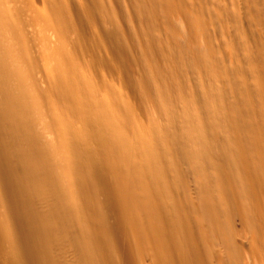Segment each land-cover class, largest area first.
I'll return each instance as SVG.
<instances>
[{
    "label": "rangeland",
    "instance_id": "374dc122",
    "mask_svg": "<svg viewBox=\"0 0 264 264\" xmlns=\"http://www.w3.org/2000/svg\"><path fill=\"white\" fill-rule=\"evenodd\" d=\"M174 1L184 13L176 35L155 22L150 0H0V187L15 218L16 175L38 170L58 193L77 188L87 210L69 213L94 264L129 253L136 243L131 215L158 226L167 248L202 253L209 193L153 83L158 71L174 76L189 97L185 118L205 113L202 91L214 107L260 120L247 137L264 133V109H255V102L264 107V0ZM197 59L194 73L179 72ZM61 84L67 95H57ZM216 143L229 148L224 137ZM146 154L168 163L162 182L151 164L142 165ZM234 192L240 203L246 194ZM237 227L244 264H264L261 244L240 221ZM23 255L0 246V264H25Z\"/></svg>",
    "mask_w": 264,
    "mask_h": 264
},
{
    "label": "bare ground",
    "instance_id": "6f19581e",
    "mask_svg": "<svg viewBox=\"0 0 264 264\" xmlns=\"http://www.w3.org/2000/svg\"><path fill=\"white\" fill-rule=\"evenodd\" d=\"M150 1L154 7L155 22L160 26L165 24L171 35L178 34L174 24L184 13L177 7L175 1ZM188 26L193 34L195 24L191 23ZM261 27L264 30V21ZM259 56L264 68V48L260 50ZM199 63L200 59H197L190 66H183L179 72L194 73ZM149 80L147 85L151 86ZM152 80L153 83L157 82L160 93L164 95L163 98H167L165 100L173 111V122L180 128V138L186 143L187 152L195 162L200 164L201 170L198 175L209 193L205 203L211 211L203 217L201 225L205 241L201 255L183 254L179 249L171 250L163 242L161 229L155 226L147 216L131 215L129 219L136 236V243L126 255L115 253L112 264H146L147 262L151 264H244V255L240 253L241 232L237 227L239 221L247 233L264 249V133L248 137L246 135L248 129L260 120L254 115H248L250 112H243L234 107H224V109L214 107L212 101H209L202 91L197 94V99L204 100L205 113L195 115L194 112H187L189 116L185 118L189 97L186 93L178 91L176 78L160 70L157 72V77H152ZM65 82L63 83L66 84ZM64 91V85L61 84L57 95H63ZM64 95L67 94L64 92ZM153 95L152 93L151 96ZM179 103H183L184 106L179 108ZM255 109L258 112L264 107L255 102ZM154 136L156 141L161 139L159 137H163L159 134ZM222 137L227 140L228 149L217 143L218 147H215L217 139ZM151 141L149 143H153ZM38 155L42 156L41 152ZM143 157L145 159L143 158L142 165H146L148 169L151 167L157 181L162 182L164 170L168 167L166 160L161 159V162L157 161L156 165L147 161L150 159L148 154ZM149 164H151L150 167ZM194 173V169L190 170V174L194 175ZM165 183L163 181L162 184ZM154 185L158 186V182ZM157 188L155 189L158 190ZM235 189L246 194L240 203L238 193L234 192ZM14 192L18 211L16 218L7 202V190L0 187V246L7 244L21 248L24 252L21 260L25 264H94L69 213L70 211L72 215L83 216L84 210H87L86 203L79 196L80 192L77 188L71 185L64 192L58 193L55 185L48 182L37 170L32 175H16ZM125 198L123 197V202L126 201ZM124 205L127 209V205ZM188 222L192 225L190 220ZM178 223L181 228L186 226V223L181 220ZM9 264H16V261Z\"/></svg>",
    "mask_w": 264,
    "mask_h": 264
}]
</instances>
